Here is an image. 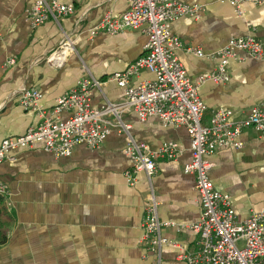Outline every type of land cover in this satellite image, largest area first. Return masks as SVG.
I'll return each mask as SVG.
<instances>
[{
	"label": "crops",
	"instance_id": "1",
	"mask_svg": "<svg viewBox=\"0 0 264 264\" xmlns=\"http://www.w3.org/2000/svg\"><path fill=\"white\" fill-rule=\"evenodd\" d=\"M34 1L0 0V142L22 135L41 121L38 111H24L19 106L24 88L41 93L38 108L46 116L59 96L88 75L103 82L100 90H91L93 108L122 103L124 92L107 78L140 57L146 43L139 31L90 36L106 12L118 18L127 10L124 0H61L74 7L72 15L31 27L25 12ZM181 1L203 8L200 19L182 17L171 25L172 34L183 44L204 54L197 57L179 52L189 79L198 83L205 107L203 124L220 108L232 111L236 120L245 118L252 107L264 105V7L244 4L242 16L237 17L229 4L217 0ZM64 34L75 51L67 54L60 69H54L45 59ZM244 35L258 39L262 60L231 62L227 84L199 83L200 77L216 67L212 55L230 37ZM9 59H14L13 65H7ZM152 79L141 71L132 82ZM120 117L131 127L134 140L150 151L174 142L181 154L174 161H157L150 182L144 173H138L128 185L125 141L115 130L98 148L78 145L68 158H55L40 146L15 151L14 161L0 166V180L8 191L1 199L7 239L0 246V264H185L182 257L197 248L195 232L169 227L164 236L175 246L160 249L145 247L139 240L150 188L161 220L181 226L199 219L194 176L183 172L191 159L186 131L164 127L157 118L141 123L131 112ZM108 120L114 122L113 117ZM240 140L241 148L220 149L207 159L213 163L209 178L214 189L230 195L237 217L243 219L251 211L264 212V133L247 129Z\"/></svg>",
	"mask_w": 264,
	"mask_h": 264
},
{
	"label": "built area",
	"instance_id": "2",
	"mask_svg": "<svg viewBox=\"0 0 264 264\" xmlns=\"http://www.w3.org/2000/svg\"><path fill=\"white\" fill-rule=\"evenodd\" d=\"M128 8L120 17L106 12L90 36L104 33L118 35L126 30L139 31L146 36L140 57L125 69L116 71L107 80L124 92L119 104L107 103L104 108H93L90 103L92 89L100 90L103 82L88 75L77 81L74 88L59 96L50 116L38 108L41 93L34 89H22L18 104L24 111H38L41 121L16 137L0 142V166L13 162L15 151L40 146L55 158H68L78 145L88 149L98 148L113 130L123 135V153L130 163L124 173L128 185H132L138 173H144L148 181L156 171L157 161H174L181 154L177 143L164 142L156 151L134 140L130 126L121 121V114L131 112L141 123L157 118L164 127H183L189 138L190 161L183 172L194 176V189L198 194L200 216L190 225L177 226L158 217L157 202L152 189L144 210L140 244L160 249L175 244L164 236L165 229H188L198 235L195 251L185 254V264H264V212L251 211L239 219L233 209L230 195L214 189L209 178L213 167L207 158L220 149H239L243 146L240 135L252 129L264 133V105L252 107L243 119L236 120L232 111L216 109L208 122L203 124L205 107L198 95V83H193L179 60V52L203 57L201 49L187 46L172 34L171 25L182 17L198 20L203 14L199 5L181 0H124ZM229 4L237 17L242 16L244 4L264 7V0H217ZM74 7L61 0H35L26 10L31 27L43 25L59 16L72 15ZM74 45L64 34L57 47L47 55L45 63L60 69ZM216 67L208 75L199 78L215 84L231 81L228 66L231 62H243L246 58L260 61L263 49L253 35L232 36L214 55ZM9 59L7 65H13ZM141 71H147L152 80L132 79ZM60 115H64L60 117ZM113 117L114 122L108 120ZM151 187V186H150ZM7 186L0 180V197L7 194Z\"/></svg>",
	"mask_w": 264,
	"mask_h": 264
},
{
	"label": "trees",
	"instance_id": "3",
	"mask_svg": "<svg viewBox=\"0 0 264 264\" xmlns=\"http://www.w3.org/2000/svg\"><path fill=\"white\" fill-rule=\"evenodd\" d=\"M1 199L3 197H0V246L4 245L6 243V234L3 232V220H6V211L5 209L1 206Z\"/></svg>",
	"mask_w": 264,
	"mask_h": 264
}]
</instances>
